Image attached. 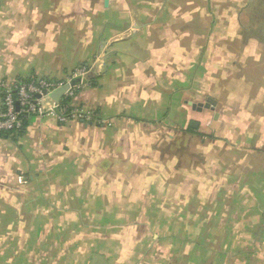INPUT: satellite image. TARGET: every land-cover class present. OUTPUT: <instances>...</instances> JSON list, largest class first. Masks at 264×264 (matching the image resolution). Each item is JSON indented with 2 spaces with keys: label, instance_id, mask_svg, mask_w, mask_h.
<instances>
[{
  "label": "crops",
  "instance_id": "1",
  "mask_svg": "<svg viewBox=\"0 0 264 264\" xmlns=\"http://www.w3.org/2000/svg\"><path fill=\"white\" fill-rule=\"evenodd\" d=\"M81 64L107 123L0 134V264H264V0H0V83Z\"/></svg>",
  "mask_w": 264,
  "mask_h": 264
},
{
  "label": "built area",
  "instance_id": "2",
  "mask_svg": "<svg viewBox=\"0 0 264 264\" xmlns=\"http://www.w3.org/2000/svg\"><path fill=\"white\" fill-rule=\"evenodd\" d=\"M91 66L81 64L73 69L63 79L29 78L17 80L13 85L0 83V131L16 132L23 121L32 115L52 116L59 123L72 120L105 124L107 120L99 117L95 112L87 110L74 103L77 91L88 84ZM67 85V89L57 101L50 94ZM65 99L64 101H62ZM45 100L50 105H45Z\"/></svg>",
  "mask_w": 264,
  "mask_h": 264
},
{
  "label": "rangeland",
  "instance_id": "3",
  "mask_svg": "<svg viewBox=\"0 0 264 264\" xmlns=\"http://www.w3.org/2000/svg\"><path fill=\"white\" fill-rule=\"evenodd\" d=\"M120 188H123V189H125V187H115V195H113L112 194V192H111V190H107L106 192H107V194L105 193V196L106 195H108V197H115L116 198V201H109L108 199L107 200H103V201H101L100 202V208H99V210H105V208L103 209V205L106 203V202H117V201H124V204L125 205H130V207H128L126 210H128V209H134V206H137V204H138V191L137 190H135L137 187H130V189H131V191H129V193H126V191L125 190H123V191H121V190H119ZM127 188V187H126ZM139 188V187H138ZM113 197V198H114ZM129 199V200H128ZM108 205V204H107ZM110 205V204H109ZM136 208V207H135ZM104 212V211H103ZM98 220V219H97ZM100 220V219H99ZM89 226H91L92 227V231H94V233H92L93 234V236L95 237V235L97 234V233H99L101 230L99 229L98 230V232L95 230V229H97V227L96 226H100L99 225V222H98V224H96V223H94V224H92V225H90L89 224ZM139 227H140V225H130L128 228H127V232H132V233H135V232H137V230L139 229ZM113 231V232H112ZM121 231H124V229L122 228V227H120L119 225H117V226H115L114 228L113 227H111V229H110V233H119V232H121ZM88 232H90V230L88 231ZM87 232H85V234H86ZM93 239H90V241H89V243H92V242H95V243H98L99 241L98 240H94V241H92ZM101 241H102V239H101ZM105 242V244L107 245V244H109V243H111L112 244V241H104ZM84 245H86V242H84ZM118 246H120V245H118Z\"/></svg>",
  "mask_w": 264,
  "mask_h": 264
},
{
  "label": "water",
  "instance_id": "4",
  "mask_svg": "<svg viewBox=\"0 0 264 264\" xmlns=\"http://www.w3.org/2000/svg\"><path fill=\"white\" fill-rule=\"evenodd\" d=\"M67 85H64L56 90H54L51 94L50 97L54 100H59L61 96L64 94L65 90L67 89Z\"/></svg>",
  "mask_w": 264,
  "mask_h": 264
},
{
  "label": "trees",
  "instance_id": "5",
  "mask_svg": "<svg viewBox=\"0 0 264 264\" xmlns=\"http://www.w3.org/2000/svg\"><path fill=\"white\" fill-rule=\"evenodd\" d=\"M23 80V79H21ZM65 99H63L62 101H64ZM0 108H1V105H0ZM27 122V120L25 119V121H23V124L22 126L19 128V130H17L16 132H20L24 129V125L25 123ZM13 131H0V134H3V135H7L8 133H12Z\"/></svg>",
  "mask_w": 264,
  "mask_h": 264
}]
</instances>
